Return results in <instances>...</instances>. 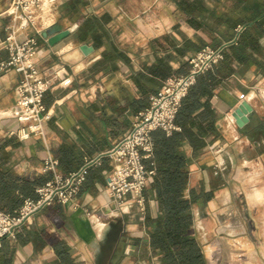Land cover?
<instances>
[{"label":"crops","instance_id":"1","mask_svg":"<svg viewBox=\"0 0 264 264\" xmlns=\"http://www.w3.org/2000/svg\"><path fill=\"white\" fill-rule=\"evenodd\" d=\"M123 1L58 0L53 6L57 9L55 20L48 24L39 22L40 17L45 21L50 11V8L44 6L38 12L37 22L40 25L36 22L34 27L25 32L24 36L36 38L34 59L50 82L43 101L51 118L46 124L48 148L35 139L21 142L11 135L10 132L16 126L15 120L10 117V111L15 103L18 74L12 69L0 74V141H11L6 150L11 151V165L19 175L43 174L42 160L48 150L58 160L57 172L63 175L75 171L85 159L108 151L132 124L134 112L126 97L131 100L140 97L133 77L142 70L143 64L154 62L158 55L166 56L175 69L180 66L172 50L153 47L151 42L169 35L181 43L183 38L195 40L200 35L187 24L186 16L177 8L175 0H148L145 8L164 7L168 10L160 19L155 14L148 15V22H161L169 27L161 31L154 29L153 34L147 35L148 40H151L150 46L143 42L146 37L139 36L133 39L137 45L127 46L119 25L139 24L142 20L138 11L128 14L124 10ZM9 2L10 0H0L1 38L5 35L3 26L8 21L1 13ZM135 2L139 4V0ZM204 3L209 10L227 13L233 20L243 17L247 23L257 22L264 29V0H204ZM171 10L179 14L174 19ZM103 13L109 15L106 27L126 60L120 57L108 65H98L105 47L95 48L91 41L79 40V19ZM73 24H77V28L53 45L49 43L48 37L42 36V32L53 25L64 30ZM234 31L235 36L231 41L235 43L243 27L237 25ZM220 34L214 35L220 38ZM161 43L167 46L164 40ZM259 43L264 52V33L259 37ZM82 44L92 46V51L83 53L80 48ZM7 56V51L1 49L0 60ZM184 59L187 61L184 67L187 72L189 57L185 56ZM61 67L64 70L55 76L54 72ZM232 67L233 71L220 79L209 98L214 120L212 130L203 138V147L195 152L188 142L182 144L181 150L189 160L188 188H196L201 183L208 184L210 179L216 178L221 185H228V189L214 191L209 201L210 208L214 207L216 200L244 194L247 209L258 208L257 213L263 216L260 209H263L261 206L264 204V136L249 137L247 124L251 121L252 114L264 119L262 107L255 100L257 94L264 98V71L256 65H247V62H233ZM242 100L249 102L252 112L248 114V123L240 128L235 124L231 113ZM12 144L17 146L13 147ZM225 161L228 165L227 177L222 171L225 169L222 165ZM110 169L108 159H103L100 167L89 171L76 204H56L61 207V213L55 211L54 204L45 207L41 211L45 217L43 223H37L36 229L46 230L57 239L65 241L72 257L83 264H160L158 256L151 252L143 223L146 211L153 217L157 215V202L153 196L145 200L143 218L139 224L128 226V233L119 240H108L109 224L103 222L102 218L106 216V211L113 209L104 180V171ZM48 174L52 176L51 173ZM55 218L58 224L52 223ZM101 225L108 227L101 231ZM118 242L121 243L120 247ZM209 247L212 255L209 253L208 256ZM260 247V244L248 239L247 243L242 244L221 237L207 245L205 258L207 264H261L253 256V252L257 254L255 249ZM237 250L247 251V260L236 259ZM36 252L37 254L31 244L17 245L14 264H56V256L49 245H44Z\"/></svg>","mask_w":264,"mask_h":264},{"label":"trees","instance_id":"2","mask_svg":"<svg viewBox=\"0 0 264 264\" xmlns=\"http://www.w3.org/2000/svg\"><path fill=\"white\" fill-rule=\"evenodd\" d=\"M177 8L186 16V22L200 35L195 40L183 38L179 43L169 35L163 36L166 45L159 40L151 42L153 47L161 50H172L180 66L173 68L165 57L156 56L152 63H145L142 70L133 77L140 97L129 99L126 97L134 115L149 104V95L158 91L162 82L173 74H183L190 57L204 46H219L226 44L223 59L212 69L197 76L195 83L189 88L182 100L175 117V124L179 130L166 135L162 130L152 133L153 154L146 161L148 168L154 170L147 187L143 191L145 200L153 196L157 202V215L151 216L147 211L144 215V227L148 234L151 252L158 256L160 264H207L202 246L194 229L193 208H203L213 197L215 189L220 183L216 178L210 179L208 184L201 183L198 188H188L189 160L181 150L183 142H188L196 152L204 145V136L212 130L214 112L209 104L215 86L222 77L233 71L232 63H246L256 65L264 71V52L259 43V37L264 29L259 23H247L243 17L233 20L227 13H217L206 8L204 0H175ZM109 15L84 17L79 19L80 41H91L95 48L104 46L102 60L97 64L108 65L118 58L126 60L114 44L106 27ZM237 25L243 27L235 43L231 41L235 36ZM215 33H221L220 38ZM247 135L256 138L264 136V119L252 114L247 124ZM11 141H0V211L13 212L26 197H35L36 187L45 183L48 173L37 175H19L11 165V151L6 146ZM13 147L17 144H12ZM91 170V169H90ZM212 175V171L209 170ZM215 179V180H214ZM55 211L61 213V207L54 204ZM41 241L42 245H49L56 256V264H83L72 257L70 248L65 241L59 240L53 233L40 230L35 234L22 229L15 244L7 239L0 245V264H14L17 245L30 243L33 238ZM121 243L118 242V247Z\"/></svg>","mask_w":264,"mask_h":264},{"label":"built area","instance_id":"3","mask_svg":"<svg viewBox=\"0 0 264 264\" xmlns=\"http://www.w3.org/2000/svg\"><path fill=\"white\" fill-rule=\"evenodd\" d=\"M57 1L10 0L1 13L8 21L3 26L5 35L0 37V50L5 49L8 56L0 60V74L8 69L18 74L15 103L10 111L16 126L10 134L21 142L35 139L45 148H48L46 124L51 113L43 99L50 82L34 59L36 38L24 34L34 27L43 6L53 7ZM225 47L226 44L204 46L191 55L187 72L166 78L158 91L149 95L148 106L133 116L132 124L124 135L108 151L85 159L75 171L65 175L57 172L58 160L48 150L42 160V172H49L52 176L36 187L34 198H24L15 211H0V245L4 239L16 241L19 232L28 228L36 214L45 207L52 204L74 206L90 169L100 167L103 159H108L111 165L109 171H104V180L113 203V209L106 211L105 215L125 207L130 209L134 205L144 211L143 191L154 175V170L146 165L153 154L152 133L162 130L170 135L179 129L175 117L182 100L197 76L223 59ZM63 70V67L57 69L54 75H59Z\"/></svg>","mask_w":264,"mask_h":264},{"label":"rangeland","instance_id":"4","mask_svg":"<svg viewBox=\"0 0 264 264\" xmlns=\"http://www.w3.org/2000/svg\"><path fill=\"white\" fill-rule=\"evenodd\" d=\"M147 1L148 0H139L138 5L135 2V0L123 1L124 10L128 14H131V12L133 11L134 12L138 11V16H140V19L142 20V22H140L139 24L134 23L133 25L131 24L119 25L118 28H120L124 37V43L127 46L137 45L136 40H133L135 36L136 37L139 36L140 38L146 37L144 38L145 40L143 42L147 43L146 45L150 46L151 40H148L147 35L153 34L154 29L161 31L169 27V25L161 22L155 24L148 22V15L155 14L157 19H160L165 13L167 14L168 10L167 8L164 7H159L156 9L145 8ZM49 10L50 11L45 21H42L41 17L39 18V22H41V24L44 23L48 24L53 20H55L57 9L54 7H50ZM171 15L174 19L179 14L176 13L174 10H171ZM39 22H37V25H40ZM173 26H171L170 28L172 29ZM155 40H159L160 42H163V38L161 37ZM255 100L262 107L261 111L264 116V98H260V96L257 94ZM222 165L225 166V169L222 171L227 177L228 175L227 162L226 161L223 162ZM199 185L200 184H197L196 188H198ZM262 186L264 187V184ZM217 189L226 191L228 189V185L219 184V186L215 190ZM260 193L262 194L261 191ZM209 201L206 203V205L203 208L194 206V210H193L194 223H195L193 225L194 226L193 229L199 243L202 246L204 255L206 254L207 245L217 238L222 237L227 240L234 241L236 243L242 242V244L247 243V239H248L254 243L261 245L260 249L259 248L255 249L257 254L253 252L254 253L253 256L261 264H264V204L261 206L263 209H260L261 212L263 213V216H259V213H257L259 212L258 208H256V210L247 209V199L245 198L244 194L238 197H232L231 199L221 198L219 200H216L215 201L216 204L214 205L213 208H210ZM142 212L144 211L139 210V208L134 205L130 209L123 208L117 211H112L104 218H102L103 222L109 224L108 240L111 239L119 240L121 236H124L125 233H128L126 232L128 226L130 227L139 224L143 218ZM38 214H36L29 227L25 228L27 231H29L32 234H35L36 232L39 231L36 229L35 226L37 225V223H43L44 220L43 218H45L42 216L41 211ZM52 223L58 224L59 222L55 218V222H53L52 220ZM107 227L108 225H105V227H103L104 230L107 229ZM10 242L12 245L16 243L15 241H10ZM28 244H31L35 254H37L36 251L41 250V248L43 247L41 241L35 237ZM209 253L212 255V249L210 247L208 248V256ZM235 258L247 260V251L245 252V251L237 250Z\"/></svg>","mask_w":264,"mask_h":264},{"label":"water","instance_id":"5","mask_svg":"<svg viewBox=\"0 0 264 264\" xmlns=\"http://www.w3.org/2000/svg\"><path fill=\"white\" fill-rule=\"evenodd\" d=\"M77 28V24H73L71 27L61 30L58 25H53L51 27L46 28L42 32V36L49 40L50 44H55L56 42L60 41L61 39L68 36ZM83 53L88 54L92 51V46L87 44H82L80 46ZM252 112V106L249 104L248 101L242 100L236 108L232 111L231 116L235 121V124L242 128L246 125L249 121L248 114Z\"/></svg>","mask_w":264,"mask_h":264},{"label":"bare ground","instance_id":"6","mask_svg":"<svg viewBox=\"0 0 264 264\" xmlns=\"http://www.w3.org/2000/svg\"><path fill=\"white\" fill-rule=\"evenodd\" d=\"M44 7V6H43ZM100 225V224H99ZM103 227H105V225H102ZM101 226V229H102V231L104 230V228Z\"/></svg>","mask_w":264,"mask_h":264}]
</instances>
